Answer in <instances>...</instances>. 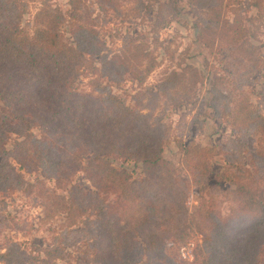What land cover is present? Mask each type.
Segmentation results:
<instances>
[{
    "label": "trees",
    "instance_id": "16d2710c",
    "mask_svg": "<svg viewBox=\"0 0 264 264\" xmlns=\"http://www.w3.org/2000/svg\"><path fill=\"white\" fill-rule=\"evenodd\" d=\"M191 1L198 15V39L216 33L222 16L218 0ZM242 1L230 0L227 11L232 18H223L220 38L256 68L264 61L254 43L257 33L235 7ZM33 3L39 6L25 24ZM157 4L163 23L166 4L136 0L147 12ZM263 4L255 2L258 9ZM177 65L146 85L148 74L158 66L146 43L133 37L124 39L116 51L108 47L80 0H70L67 11L52 0H0V194L25 185L43 197L45 221L65 213L66 231L73 232V224H86L94 234L95 263L180 264L168 253L167 241L180 247L192 234L190 185L164 157L173 129L163 111L169 101L189 95L203 77L190 63ZM124 73L140 84L132 104L112 89ZM83 75L89 77V92L76 85ZM208 93L206 106L234 133L218 179L229 183L228 198L242 210L233 209L224 218L202 196L194 223L203 246L186 264H259L264 251V113L248 98L233 102L218 81L210 83ZM13 135L18 138L7 147ZM180 149L194 184L205 183L213 172L216 148L191 139ZM112 158L132 161L139 170L116 167ZM13 161L42 171L66 194L27 184ZM77 171L96 191L69 181ZM107 193H113L115 201H107ZM64 253L57 235L52 245L35 246L31 252L12 241L0 251V264H55Z\"/></svg>",
    "mask_w": 264,
    "mask_h": 264
},
{
    "label": "rangeland",
    "instance_id": "374dc122",
    "mask_svg": "<svg viewBox=\"0 0 264 264\" xmlns=\"http://www.w3.org/2000/svg\"><path fill=\"white\" fill-rule=\"evenodd\" d=\"M160 1L166 4L167 19L163 23V17L157 11L158 4L156 10L147 12L137 7L136 0H80L108 47L116 51L124 39L133 37H138L146 43V47L158 62V66L148 74L146 85L155 84L167 70L177 67V64L183 61L194 65L203 77L202 82L193 85L189 95L181 97L177 102L169 101L163 111L165 120L173 129L172 135L164 144V157L174 164V172L190 185L187 203L188 219L192 226L189 239L180 247H173L168 240L167 251L177 262L186 264L194 260L196 248L202 245L203 236L197 232L194 223V213L199 208L202 196L213 202L224 218L230 216L233 209L242 210L237 202L228 198L226 189L230 186L229 183L218 179V174L223 169L225 153L228 152V141L234 133L227 122L221 117H214L213 109L206 106L208 88L211 82L218 81L221 90L228 94L233 102L248 98L264 113V63L254 68L241 58L232 45L221 40L220 28L224 25L223 18H232V14L227 11L231 7L230 0H218L222 12L221 22L216 33L208 34L202 40L198 39L195 32L198 15L191 0ZM256 1L243 0L242 4L235 7L245 23L257 33L258 37L254 43L260 46L261 55L258 56L263 57L264 61V16L260 18L264 15V4L258 9L255 6ZM52 2L63 11L70 8V0ZM38 6V3L31 5V13L24 17L25 24L33 18ZM250 17L256 19L250 21ZM210 43L212 45L209 46ZM120 79V83L112 86L113 92L128 104H132L131 96L140 90V84L130 73L122 74ZM88 80L89 77L81 76L76 83L77 87L83 92H89ZM34 131L38 133L37 129ZM11 137L7 147H11L13 140L18 138L14 135ZM191 139L203 145L214 146L217 151L213 172L200 186L194 184L192 175L182 162L183 152L180 144H186ZM111 162L114 166L129 171L139 170L138 165L132 161L112 158ZM13 164L15 171L23 175L27 184L34 183L49 192L66 194L57 188L54 179L48 178L42 171L29 166L21 167L14 161ZM69 181L85 190L96 191L82 171L74 172ZM115 198L113 193L106 194L107 201L113 202ZM42 202L43 197H40L36 190L27 189L25 185L22 189L8 190L0 194V251H4L12 241H16L24 250L31 252L35 246L44 248L52 245L54 236L57 235L65 247V253L55 264H98L93 261L96 251L92 245L94 234L87 225L80 222L70 227L73 232L66 231L69 218L65 213L45 221V207ZM91 227L94 228L93 224ZM78 228L82 230L78 232ZM142 263L143 260L137 261V264ZM259 264H264V251Z\"/></svg>",
    "mask_w": 264,
    "mask_h": 264
}]
</instances>
